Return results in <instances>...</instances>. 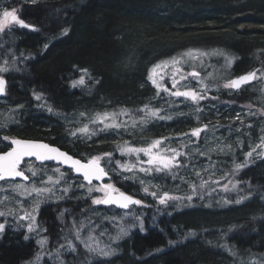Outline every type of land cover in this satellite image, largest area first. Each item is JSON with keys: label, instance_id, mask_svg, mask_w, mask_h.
<instances>
[{"label": "trees", "instance_id": "obj_1", "mask_svg": "<svg viewBox=\"0 0 264 264\" xmlns=\"http://www.w3.org/2000/svg\"><path fill=\"white\" fill-rule=\"evenodd\" d=\"M0 4L8 6L10 0H0ZM12 4L20 19L33 27L17 26L0 32V69H8L0 71L8 82L0 101V125H6L0 127V140L3 135L43 140L78 158L107 150L113 153V160L123 163L127 157L120 154L117 144L112 145L113 132L99 133L87 143L85 137L66 135L61 116L89 108L101 113L121 109L138 113L144 105H152L153 100L142 103L152 91L147 82L150 68L163 57L176 56L185 49L211 53L221 49L233 56L228 75L218 82L210 79L209 89L248 71L251 61L264 70V0H41L25 4L14 0ZM208 57L219 66L220 59H225L217 55ZM77 69H87L91 79L86 76L85 86L73 88L72 81L83 74ZM220 69L224 70L221 66ZM201 74L206 75L205 71ZM37 94L42 95L41 100L35 99ZM215 98L209 99L211 105L241 106L249 100L245 93L228 95L224 90ZM207 119L200 115L197 120L191 114L184 119L162 120L119 144L150 143L177 130L185 132L186 127L193 128ZM247 124L254 136L259 135L258 128L264 127L253 119ZM100 141L106 145L96 146ZM4 142L0 152L8 149V141ZM243 164L234 191L202 194L193 205H156L157 199L145 194L140 184L112 175L116 188L149 203V207L124 211L133 213L135 219L126 224L127 236L120 240V246L113 245L110 261L264 264V161ZM152 178L176 185L171 177ZM85 203L71 200L39 207V221L47 230L51 251L65 243L58 229L59 221L66 216L87 215ZM109 210L123 213L116 208ZM5 232L0 240V264L34 261L40 252L37 238L25 230L11 228L10 224ZM116 232L115 226L109 224L104 237L107 244ZM70 239L78 245L73 237Z\"/></svg>", "mask_w": 264, "mask_h": 264}, {"label": "rangeland", "instance_id": "obj_2", "mask_svg": "<svg viewBox=\"0 0 264 264\" xmlns=\"http://www.w3.org/2000/svg\"><path fill=\"white\" fill-rule=\"evenodd\" d=\"M14 0H10V4L4 5L0 4V14H2L4 9L11 10L12 8H16L15 4H12ZM24 4L25 3H35L41 0H20ZM17 9V8H16ZM18 14V11H17ZM19 16V15H18ZM17 27V25H10L9 28L13 29ZM6 28V29H9ZM192 50H199V49H192ZM188 50H182L178 55H169L166 57H163L161 60L157 61L155 64L168 60L172 57H177ZM203 51V50H201ZM208 52L209 51H203ZM218 53H222L223 55H217L221 57H231L233 56L231 54L225 53L224 50H218L216 51ZM234 61V58H233ZM220 66L224 68V70L220 69V66L213 61V59L209 57L203 58V67L200 66L199 62H196V70L197 71H205L206 75L202 76L204 81L207 83L210 81V79H215L217 82L223 80L231 70V65L229 66L226 64V61L224 58L220 59ZM154 64V65H155ZM190 64L184 65L185 71H190ZM229 66V67H228ZM153 67V66H152ZM150 70L147 73V78L149 77ZM250 69V70H249ZM248 69L249 72L261 69L260 66H256L254 62L251 61V66ZM246 74V73H245ZM244 75V74H242ZM257 75H260L258 72ZM208 76V77H207ZM232 77L227 78L221 83H218L217 86L214 88H208L207 92L205 93L208 97L207 99H204L200 102L199 107L202 108L204 113L202 114L196 113L193 106L190 101H184V99L181 97L179 99L169 97L167 93H160V96H156V89L151 84V81L148 83V85L151 88V94L149 96H146L142 103H148L149 101H152V106L154 107H161L163 109H166L165 112H161V115H170L172 119H164V121H172L177 118L184 119L186 116H190L191 114L194 116H197L199 114L202 115V118L207 117L208 119L202 124L198 126H192L193 128L200 127L203 124H208L209 129L206 132H202L200 138L197 140L195 137H191L190 132L191 129L186 127L183 130H177L173 134H168L162 137L155 138L160 139L163 137H167L165 141V146L176 148L179 151L183 153H187L185 156H181L180 160L184 164V167L180 168L178 171V177L176 179H173L171 175L164 174V173H154L152 175L155 176H161V179H164L166 177H171L174 182L176 183L175 186L173 185H166L162 181L158 182L152 178V175L145 176L143 173H137V177L144 179L148 184L150 185H159L161 191H168L172 195L179 196V197H187L189 195L192 196L191 200L188 199H181L177 201H169L167 205H161L158 202L156 205L161 206H170L171 204H175L177 206L181 205H193L195 198L201 197L202 194H227L234 191L238 185H239V176L243 169H236L237 164H243L248 163L250 164L256 161L263 160L264 156L258 155V153L261 151L260 149H257L256 152H253L252 157H247L246 153L251 151L253 147L258 145L261 141L260 138L264 137V127L258 128V136H254L251 133V129L249 128L247 121L254 120L258 125L264 126V115H261V110L264 109V81L256 80L254 84H248L241 87V89L237 90H230L223 88V84L226 83L228 80H230ZM209 79V80H208ZM163 83L167 84L168 87H171V81L167 77L163 81ZM191 86L198 88L199 85L196 83L195 80H191ZM226 91L228 95L233 94H241L245 93L248 96V102L244 103V105L241 106H235L234 104H227L224 106H215L211 105L209 103V99L215 97V94H219L220 91ZM175 100V104H171L170 101ZM5 104H7L6 101ZM143 108V107H141ZM221 110V113H218L217 111ZM101 112V110L96 108H89L86 111L83 112H75L70 115L63 114L61 116L62 125L65 128L64 132L66 135H69L70 129H75L82 124L88 123V118H91L95 113ZM80 113H86V117H81ZM237 113L240 114L241 119H235ZM252 113H255L254 115ZM142 113H133L131 116L128 117H122L121 121H127L129 124L128 131L120 130L119 133L115 131H109L108 134L113 132V140L112 145L120 143L122 140L127 139L129 136L133 135V133H139L142 131H145L148 129L149 126L154 127L157 124H161L160 122L162 120L156 119L151 122H149L147 125H141L137 124L135 128L131 127L132 119L135 118L136 120H139ZM194 119V118H192ZM241 120H243V123H241ZM214 125H218V127H213ZM90 127H93L90 125ZM184 133H188L189 135H183ZM106 135V134H105ZM5 136V135H3ZM87 143H90V140L88 139L86 141ZM105 142L100 141L99 144L96 146H102L104 147L106 144ZM149 142L146 141H135L133 146L140 147V146H146ZM5 144L4 140H0V145ZM90 145V144H88ZM88 145H86L88 147ZM184 145H187V147H184ZM228 145H231V147H227ZM211 149H215V151H211ZM107 152H91L94 156ZM200 152L206 153L205 155H201ZM86 156V155H85ZM127 160H124L123 163L127 162L130 158L128 156ZM242 159H237V158ZM85 161L90 157H81ZM142 159H147L146 157L141 154ZM134 160V159H133ZM238 161V162H237ZM31 162L35 165L36 168H43L45 170L49 169H56L57 167L61 169V171L66 173V179L68 184H72L73 187L69 192L66 194L62 193L60 189L66 187V184L62 182L59 185H56V191L55 195L52 196L50 199L45 200L40 204L50 205V204H59V203H67L71 200H77V202L80 201H86L85 206L89 209L87 212V215H81V216H73L71 218H67L65 221L59 222V230L63 233L62 240H65V243L57 248V250L51 251V249L48 247L49 243V237L47 235V230L45 229V226H43L39 221V211L34 213L36 216V222L33 225V231H28V224L30 223L29 220H21L19 217L24 214L23 211L20 210L19 201H23L25 204V207L29 213H32V207L30 206L31 197L25 198L24 196L19 195L16 192L11 191V186L15 183H24V184H30L32 182L39 181V177H34L31 179L30 183H25L23 181H7L0 183V188L8 189V191H0V200H3L5 196H8L9 199L5 201L4 203L0 204V211L8 212L9 209H14V213L12 215H6L3 217H0V223L5 224V229L2 233H0V240L5 235V231L7 229V226L10 224L11 228L13 229H21L25 230V232L30 235L31 237H36L37 241L39 243L40 240H46L47 243L45 245H40V252L38 256L41 258L38 262V264H114L115 261H110V258L113 254L114 248L113 245L116 244V246H120L121 239L125 238L127 234L125 235L123 232H121V229H124V232L127 233V227L126 224L130 222L133 218V213H120L117 214L115 212L111 211H105V208H99V205H95L91 203L92 198L101 197L103 194L99 192H93L91 195L88 194L87 188H81L78 187V185L84 183L81 179L76 178L73 173L62 166H56L54 164L50 165H41L38 164L35 160H29L26 161L25 164L22 166V168H25L27 164ZM102 164H104V161H102ZM106 168H110L109 165H105ZM204 169H207V171H203ZM195 171H201V176L197 177L195 175ZM263 173V171H262ZM30 175V173H27ZM48 175H52V171H48ZM110 174H117L112 173ZM124 175L132 176V173H124ZM118 176L122 177L118 174ZM180 177H183L184 179H180ZM123 178V177H122ZM43 179H47V177H43ZM75 179L78 181V183H75ZM138 179H129L132 181H135V183L140 184L138 182ZM194 181L197 184L196 192L193 193L192 189L189 186V183L185 181ZM207 181V184H205L203 187H200V185ZM215 181H219L217 184ZM230 181V182H229ZM111 182H114L111 180ZM85 184V183H84ZM227 185L228 190H224V186ZM43 186V185H39ZM140 186L143 188L145 185L140 184ZM235 186V187H233ZM155 190L154 188L150 187V191ZM63 196L62 199H57V197ZM156 199V198H155ZM141 207H149V203L142 201ZM76 204V203H72ZM206 205H209L206 202ZM95 208L96 210H93L94 212L90 213L92 208ZM98 212V213H97ZM109 224H113L116 228V234L111 239H109L110 244H107L105 242L104 237L108 234V226ZM81 225H86V227L83 228V230L79 234V239H77L76 235V229L80 227ZM99 225V227H96ZM72 226L73 230L70 232H66V228ZM91 229H95L94 231H90ZM104 233L101 235V233ZM61 233V234H62ZM94 236L98 241L99 244L92 241H88L89 235ZM74 238L77 244L80 246V248H76L75 245L70 238ZM119 237V238H117ZM84 241H87L88 243H91L93 248L96 249H103L104 251H108L111 254L108 256H103L99 254V251H89L84 246ZM66 242H68V247L71 245H75V251L72 249H69L66 246ZM74 256H78L77 258ZM37 258V257H36ZM36 258L34 261H32L29 264H37ZM25 264V263H24Z\"/></svg>", "mask_w": 264, "mask_h": 264}, {"label": "snow or ice", "instance_id": "obj_3", "mask_svg": "<svg viewBox=\"0 0 264 264\" xmlns=\"http://www.w3.org/2000/svg\"><path fill=\"white\" fill-rule=\"evenodd\" d=\"M10 25H17L22 28H32L33 26L27 24L23 19L17 14V9L12 8L4 9L2 14H0V32H3L6 28H9ZM63 34H67V29L64 30ZM47 47V45H45ZM210 55H223L222 53H218L216 51L212 53L203 52L201 50H188L187 52L177 56L169 58L168 60L161 61L155 65H153L148 79L151 81V84L156 89V96L159 97L160 93H167L169 97L172 98H183L184 101H190L193 106H195L194 110L196 113H201L203 111L202 108L199 107L200 102L204 99H207L206 92L209 88V85L204 81L201 76V72L196 70V62L200 63V66L203 67V58L208 57ZM226 64L229 66L233 62V58L225 56ZM190 64L191 70L185 71L184 65ZM0 71L7 72V68L0 69ZM77 71L82 72L83 74L79 77L78 80L72 81V87L76 88L78 86H85L87 76L91 79L90 73L87 69H77ZM260 75H257V73ZM170 79L171 87H168L167 84L163 83L165 78ZM191 80H195L199 85L198 88L191 86ZM261 80L264 81V70L256 69L251 72H248L244 75L236 77L234 79L228 80L223 84V88L230 90H239L242 86L251 84L253 81ZM98 82V81H97ZM6 81L0 77V94L5 92ZM264 91V89H262ZM35 99L41 100L42 95H35ZM213 99H216L213 97ZM171 104H175L176 101H170ZM49 112H53L51 107L47 109ZM140 113H142L139 120L135 118L132 119L131 127L135 128L137 124L147 125L149 122L160 119H172L170 115H161V112H165L166 109L161 107H154L151 104L144 105L143 108L138 109ZM253 115L255 113H252ZM81 117H86V113H80ZM261 115H264V109L261 110ZM122 116H131V111L127 109H121L119 112H97L91 118H88V123L82 124V126L70 129L69 135L73 137H85L87 139H91L93 136L98 135L102 132L115 131L119 133L120 130L128 131L129 124L127 121H121L119 117ZM235 119L240 120V114L237 113ZM197 120H199V116L197 115ZM243 123V120H241ZM92 125L93 127H90ZM251 127V125H248ZM0 127H6V125H0ZM213 127H218V125H214ZM209 129L208 124H203L200 127H196L191 129L190 135L191 137L200 138L202 132H206ZM183 135H189L188 133H184ZM169 139L167 137H163L160 139H156L148 143L146 146L136 147L130 144V142L125 141L123 144H117L116 148L120 152L122 156H128L133 159H129L125 163H121L119 160H113V153L104 152L95 156L88 158L86 161H82L81 159L74 158L66 152L61 151L59 148L53 147L47 143L39 142V141H31V140H21L18 138H10L8 136H4L3 140L10 141L9 148L10 150L0 153V181L7 182L9 180H15L16 178H21L23 181H30L34 177H39V181L32 182L30 184L24 183H15L11 186V191L18 193L25 198L31 197L30 206L32 207V213H29L25 207L23 201H19L20 210L24 212L19 218L21 220H29L28 231H33V225L36 222V213L40 207V204L47 199H50L55 195L56 185L64 182L66 187L60 189V191L64 194L69 192L73 187L72 184H68L66 179V173L61 171L60 168L45 170L43 168H36L34 164L29 162L25 168H22L21 165L25 163V158L35 157L36 160L41 161L42 163L45 161H56L59 164L68 165L71 170H74L76 173L80 174L83 181L86 184L82 183L78 185V187H86L87 192L91 195L93 192H99L103 195L101 197L92 198L91 203L95 205H116L122 209H128L131 205H141L143 202L139 199H135L132 195H128L120 189L116 188L113 183H103L105 177H109V173H117L123 177L125 180L129 179H138L137 173H143L145 176L152 175L154 173H164L169 174L173 179L178 177V171L180 168L184 167V164L180 160L181 156L187 155V153H183L176 148H171L165 146V141ZM260 143L252 148L251 151L246 153L247 157H252L253 152H256L257 149L261 151L258 153L260 156H264V137L260 138ZM187 147V145H184ZM227 147H231L228 145ZM211 151H215V149H211ZM141 154L147 159H142ZM201 155H205L206 153L200 152ZM104 161V164H102ZM105 165L112 166L110 168H106ZM244 164H237L236 169H240L244 167ZM48 171H52V175H48ZM203 171H207L204 169ZM30 173V175H26ZM124 173H132V176L124 175ZM195 175L197 177L201 176V171H195ZM47 177V179H43V177ZM180 179H184L180 177ZM100 181L99 184H93V181ZM138 182L143 187V192L145 194L151 195L152 197L158 199L159 204L167 205L169 201H177L181 199L191 200L192 196L189 195L187 197H179L172 195L168 191H161L159 185H150L144 179L139 178ZM189 183L192 192H196L197 184L194 181H185ZM217 184L219 181H215ZM230 182V181H229ZM207 184L205 180L200 187H203ZM43 185V186H39ZM150 187L155 190L150 191ZM235 187V186H233ZM224 190L227 191V185L224 186ZM0 191H8V189L0 188ZM63 196L57 197V199H62ZM9 199L8 196H5L3 200H0V204L4 203ZM240 201L238 200L237 203ZM14 209H9L8 212L0 211V217L6 215H12L14 213ZM139 219V218H137ZM86 225H81L76 229L77 239H79V234L83 230ZM96 227H99L97 225ZM143 228V224L140 225ZM5 229V224L0 223V233H2ZM95 229H91L90 231H94ZM125 235L124 229H121ZM104 233L102 232L101 235ZM194 235V233H191ZM27 239V237H25ZM119 238V237H117ZM88 241H92L99 244V241L92 236L91 234L88 237ZM47 243L46 240H40V245H45ZM84 246L89 251H99L100 255L108 256L111 253L108 251H104L103 249L93 248L91 243L84 241ZM70 247L73 251H75V245H71ZM41 258L37 256L36 261L37 264Z\"/></svg>", "mask_w": 264, "mask_h": 264}, {"label": "water", "instance_id": "obj_4", "mask_svg": "<svg viewBox=\"0 0 264 264\" xmlns=\"http://www.w3.org/2000/svg\"><path fill=\"white\" fill-rule=\"evenodd\" d=\"M4 79V78H3ZM5 80V79H4ZM6 81V80H5ZM5 90H6V88H5ZM5 93V92H4ZM4 93L3 94H0V98H2L3 97V95H4ZM18 139H21V138H18ZM21 140H28V139H21ZM31 141H39V142H43V143H47V144H49L48 142H45V141H41V140H31ZM49 145H51V144H49ZM51 146H53V147H56V148H59L58 146H56V145H51ZM61 151H63V152H66V153H68L69 155H71V156H73L74 158H77V159H80V158H78V157H75L74 155H72L71 153H69V152H67L66 150H63V149H61V148H59ZM26 160H36V158L35 157H31V158H25V161ZM39 164H56L57 166H62L63 168H65V169H67V170H70V171H72L73 172V174L76 176V177H81V175L80 174H78V173H76L74 170H71L70 168H69V166L68 165H65V164H59V163H57L56 161H45V162H41V161H38V160H36ZM83 161V160H82ZM82 178V177H81ZM18 179H20V180H22L21 178H16L15 180H18ZM109 179V177H105V179H104V181H103V183H105V181L106 180H108ZM23 181V180H22ZM1 182H3V181H0V183ZM24 182H27V181H24ZM85 182V181H84ZM86 183V182H85ZM94 183H101L100 181H93V184ZM114 206H116V205H114ZM118 207V206H117ZM120 208V207H119Z\"/></svg>", "mask_w": 264, "mask_h": 264}, {"label": "bare ground", "instance_id": "obj_5", "mask_svg": "<svg viewBox=\"0 0 264 264\" xmlns=\"http://www.w3.org/2000/svg\"><path fill=\"white\" fill-rule=\"evenodd\" d=\"M238 54V53H237ZM134 105V104H133ZM151 131V130H150Z\"/></svg>", "mask_w": 264, "mask_h": 264}, {"label": "flooded vegetation", "instance_id": "obj_6", "mask_svg": "<svg viewBox=\"0 0 264 264\" xmlns=\"http://www.w3.org/2000/svg\"><path fill=\"white\" fill-rule=\"evenodd\" d=\"M26 165V164H25ZM27 173V172H26Z\"/></svg>", "mask_w": 264, "mask_h": 264}]
</instances>
